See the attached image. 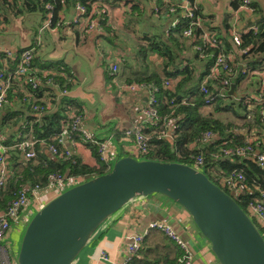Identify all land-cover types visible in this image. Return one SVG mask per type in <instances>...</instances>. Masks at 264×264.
<instances>
[{"label": "trees", "instance_id": "obj_1", "mask_svg": "<svg viewBox=\"0 0 264 264\" xmlns=\"http://www.w3.org/2000/svg\"><path fill=\"white\" fill-rule=\"evenodd\" d=\"M44 1L46 0H13L11 4H15L16 11L23 8L28 11L38 10L45 13L42 6ZM77 1L88 7L95 4L100 9L101 33L97 38H102V43L107 45L105 48L102 43H99L100 51L106 54L111 49L120 57V65L117 66L120 76L127 81H147L159 84L156 105L160 115L176 117L172 137L157 136L153 133L149 139V147L143 154H147V158L177 159L186 162L185 159L191 153H202L204 172L222 189L227 191L222 181L224 175L236 169L240 170L245 177L240 198L254 199L259 196L260 191H264V168L258 165L255 157L223 151V149L244 144L248 138L242 131L234 129V122L220 117L219 114L231 111L237 117L244 118L241 126L250 125L246 119L248 102L244 99L250 94L247 87L252 86V82H248L250 84L243 88L241 95L234 96L229 89L222 95L219 93V88L222 87L221 79L228 76V73L219 69L216 75L207 81L208 88L215 95L211 101L207 102L199 90V83L209 72L214 62V55L218 50L206 45L203 47V54H200L196 45H202L203 32L209 31L218 38L226 53H233L230 62L235 73L230 77V81L235 84L234 91L238 92L240 82L253 69H264V0L251 1V5L255 8L254 20H250L244 12L240 15L241 22L238 24V30L241 45L246 48L243 54L235 52L230 36L231 13L240 0H229V9L223 10L218 23H214L212 13H205L200 10L202 9L200 7L202 26H194L191 36L181 34V29L188 24V17L182 16L180 12L172 14L167 10L154 11L152 7L154 0H58L56 7L59 9L62 4L72 6ZM17 3L20 6L18 9ZM11 8L14 9V7ZM174 16L177 17L176 24L167 26L168 20ZM79 25L86 36L88 33L86 26ZM22 48L24 47L18 50ZM151 55L154 56L151 57ZM103 62L107 64L105 59ZM52 64L53 62L49 66ZM105 70L109 72L108 65L105 66ZM72 76L71 71L66 69L65 73L58 75L57 78L70 87L73 84ZM164 78L172 79L173 83L165 86L162 83ZM48 88L43 86L34 90L35 97L43 95ZM16 94L19 99L21 91ZM182 99H185V102H182ZM75 103L73 98L60 97L55 108L43 115L42 121L33 122L31 136L43 137L47 143L53 142L60 145L57 135L61 130L62 121L67 117L70 105ZM210 103H213V109L204 111L203 107ZM22 104L23 110L31 111L30 101ZM238 106L243 109V113L237 111ZM4 109L0 113V130L8 134L6 142H13L15 139L22 138L20 134L28 131L29 125L27 124L23 129L20 126L15 128L24 113L20 106H11L9 111ZM255 111L252 113L255 116L254 121L263 123L264 119L258 113L257 104ZM34 117L35 115H28L25 121L30 122ZM146 123L149 124V127H146L148 129L155 126L150 121L144 122ZM208 129L214 131L215 136L208 141L199 142L198 137ZM18 131L21 133L19 134ZM13 132H16L14 139ZM114 134L115 138L120 137L119 131H115ZM251 142L258 151L264 149V141L261 139H254ZM41 147L44 145H40ZM213 151L220 152L214 156ZM176 155L182 159L177 158ZM90 156L89 161L83 160L78 155H74V160H53L41 155L26 159L15 158L12 161L10 177L5 188L1 190L0 201L5 203L20 184L43 182L46 174L52 170L82 174L85 179H88L110 169L98 166L95 145L90 144ZM180 255L181 250L178 245L161 229L148 227L141 247L132 257V263L183 264L179 261Z\"/></svg>", "mask_w": 264, "mask_h": 264}, {"label": "built area", "instance_id": "obj_2", "mask_svg": "<svg viewBox=\"0 0 264 264\" xmlns=\"http://www.w3.org/2000/svg\"><path fill=\"white\" fill-rule=\"evenodd\" d=\"M12 1L13 0H0V3L9 4ZM251 1L252 0H240L231 13V43L236 49L235 52L239 54L246 52V48L241 45V36L238 30L240 15L242 12L247 15L255 13V8L251 5ZM58 3V0H46L43 2L42 6L45 11V22L39 26V31L46 28H56L62 25L75 23L86 26V29L89 31L101 29L99 23L100 9L95 4L88 7L80 1H77L75 3V16L66 19L61 16L60 10L57 9L56 5ZM153 10H167L172 14L180 12L182 16L188 17V24L181 29V34L183 36H191L193 34L194 26H202L201 15L199 14L196 0H156L153 4ZM176 22L177 17L174 16L168 20L167 26H174ZM206 45L215 47L218 50L214 55V62L210 67L209 72L199 83V90L203 93L206 101L209 102L215 95L207 86L208 79L215 76L219 69H223L228 73V76L221 79L222 87L219 88V93L223 95V93L229 89L231 83L230 77L235 73V69L232 68L230 62L233 58V53L230 52L232 57L229 52L226 53L223 50L222 44L218 41V38L209 31L203 32L202 45H196V49L200 54H203V47ZM18 49H4L0 60V110L5 107L6 103L17 98L16 93L21 91L19 99H17L21 102L30 101L31 112L34 113L35 117L30 122L24 120L20 123L19 126L22 129L28 124L29 130L22 134L18 131V133L22 135V138L15 139L13 142H6V134L0 132V198L1 190L5 188L6 182L12 172V161L19 157L26 159L37 156L39 145L46 142L43 137L31 136L30 133L33 129V122L42 121L43 115L55 108L56 102L60 100V97L71 98L69 87L57 78L61 73L60 67L38 69L33 62L34 47L25 46L20 50ZM242 66L244 65L242 64ZM116 69L117 65L113 63L110 66L109 72L114 74ZM254 72L259 75V84L253 93H250L249 95L245 94L247 96L244 100L247 101L248 104L253 100V104L255 106L256 104L258 105V113L264 119V69H254L253 73ZM170 80L171 79L169 78H164L162 83L165 86H169ZM117 85L120 91L136 92L144 90L146 92L145 102L141 110L145 120L155 124L152 133H146L141 124L133 128L128 126L120 128V139L126 142L132 141L129 148L122 149V146H117L118 142H116L115 131L111 132L110 135L106 137L99 138L93 133V131L87 129L82 123L84 117L82 109L79 104L75 103L73 105L71 104L68 108L67 117L62 121L61 130L57 135L60 145L53 142L45 143L51 154L60 156L62 160H74V155H77L76 149L80 143L89 148L91 144L96 146V153L99 162L98 166L110 168L112 165L111 162L120 156L119 151L123 152L126 149L134 152L146 151L149 147V139L153 133L157 136L172 137L176 117L160 115L156 105L157 93L160 88L159 84L147 81H121L117 82ZM43 86L49 87L48 90L45 91L43 95L35 97L34 90ZM182 102H185V99H182ZM214 136L215 132L208 129L201 133L198 137V141L205 142ZM223 151L255 157L258 165L264 168V149L258 151V149L252 145L250 138H248L242 145L229 147L223 149ZM219 152L220 151H213L212 154L217 156ZM188 159L195 163V165H193L194 167L204 171V159L202 153H191L188 156ZM244 179V174L240 170L232 169L224 175L222 181L227 186L228 193L236 199L239 205L243 209L246 207L249 210L248 213L244 209L247 214L251 218L252 216L258 218L261 225L264 227V191H260V195L254 199L240 198V195L243 192L242 183ZM84 180L85 176L82 174L52 170L46 174V178L43 182H35L26 185L20 184L13 195L7 199L5 203L0 201V264H17L15 256L10 255L9 248L4 243V240L10 231L13 221L19 218L20 214L26 209V206L31 199L35 202H39L42 196L52 191L59 193L67 187ZM42 204V202H39V206ZM148 227L161 229L178 245L181 250L179 261L183 264H194V254L191 247L175 227L167 222L155 220L151 221ZM258 229L261 232L259 227ZM146 230L143 232H131L125 235L124 254L119 261H115L113 264H133L132 257L141 247ZM262 234L264 237V233ZM99 256L106 258L105 251L102 250Z\"/></svg>", "mask_w": 264, "mask_h": 264}, {"label": "crops", "instance_id": "obj_3", "mask_svg": "<svg viewBox=\"0 0 264 264\" xmlns=\"http://www.w3.org/2000/svg\"><path fill=\"white\" fill-rule=\"evenodd\" d=\"M155 2L156 0L152 3V7ZM196 2L198 8H202L200 10L205 13H212L214 23L219 22L224 9H229V0H196ZM11 3H0V10L4 12V19L7 17L5 11L12 10V6L15 7V4ZM10 4L11 6H9ZM16 5L18 9L20 6L18 3ZM59 10L61 16L66 19L72 18L76 14L75 4L72 6L62 4ZM20 11L24 14V17L20 19L17 17L16 19L20 20L28 29H23L18 45L0 33V60L4 49L13 50L25 46H33V62L36 68L47 69L48 67H60V74L65 73L66 69L71 71L73 84L69 87V94L82 109L84 114L82 123L99 138L106 137L113 131H119L121 136L120 128L125 126L133 128L140 124L146 133H152L153 128L148 129L146 127H149V124H144L147 120H145L141 110L145 102L146 92L144 90L136 92L120 91L117 82L127 80L123 76H120L118 68L114 74L107 73L105 70L106 65H108L109 69L113 63L117 66L120 65L121 59L111 49L106 54L100 51L99 43H102V38H97V36L101 33V29L87 30L86 32L88 33L85 36L82 27L75 23L39 31V26L45 22L44 13L38 10L28 11L23 8ZM246 16L252 20V17L255 18V13L250 15L246 14ZM2 26V21L0 20V29ZM240 27H242V24H240ZM103 45L105 48L107 47V45ZM232 47L236 50L233 45ZM153 56L151 55V57ZM104 59L107 61V64L103 62ZM51 62L53 64L49 66ZM253 70L247 75V83L252 82V86L247 87L249 93H253L259 84V75L255 72L253 73ZM245 81L242 80L239 85L243 86V82ZM237 91L234 96L236 94H243L242 90L238 88ZM22 103L17 98H14L6 103L4 107V110L9 111L11 106H20L24 112L19 122L15 125V128L25 120L26 116L34 115L31 111L23 110ZM255 110L256 106L253 103L248 104L246 108V119L250 125L234 127V129L236 131H242L246 134V138H250L251 140L259 138L264 141V122L254 121L255 116L252 113ZM238 119L244 120L242 117H238ZM0 132L2 131L0 130ZM15 133L13 132V139L16 137ZM116 139V142H118L117 146H122V149L132 144L120 139V137H116ZM45 143L40 144L44 145V147L40 148L39 145L37 156L41 155L52 158L53 160L59 159L60 156H55L50 153ZM190 145L194 147L193 144ZM121 152L119 151L120 156L122 155ZM76 154L82 157L83 160H91L90 148L82 143L77 147ZM19 158L24 159L23 157ZM159 194L153 193L145 197L133 198L117 209L98 227L73 264H113L115 261H119L125 250V235L131 232L145 231L149 223L154 220L169 223L180 234L183 227L189 228L192 234L195 235L196 226L188 212L175 201L166 196L161 197ZM46 195L42 196L39 202H43ZM39 202L30 201L19 218L13 221L10 231L4 240L7 247H13L15 249L17 243L16 232L29 219V215L31 214L30 205L37 204L39 206ZM197 244L200 251L195 250L192 245H189L194 254V261L199 264H215L217 259L212 251V253H209L211 249L207 239L201 241L198 238ZM102 250L105 251L106 258L99 256ZM15 255L16 252H13L12 256Z\"/></svg>", "mask_w": 264, "mask_h": 264}, {"label": "water", "instance_id": "obj_4", "mask_svg": "<svg viewBox=\"0 0 264 264\" xmlns=\"http://www.w3.org/2000/svg\"><path fill=\"white\" fill-rule=\"evenodd\" d=\"M254 20V17H252ZM232 82L229 91L235 94ZM161 193L183 207L219 264H264V237L236 199L180 160L118 156L106 172L60 191L28 219L17 264H73L98 227L130 199Z\"/></svg>", "mask_w": 264, "mask_h": 264}, {"label": "rangeland", "instance_id": "obj_5", "mask_svg": "<svg viewBox=\"0 0 264 264\" xmlns=\"http://www.w3.org/2000/svg\"><path fill=\"white\" fill-rule=\"evenodd\" d=\"M183 1H186V0H183ZM14 7V6H12ZM15 8V7H14ZM3 13L2 10H0V20L2 21V27L0 29V33L1 35H3L4 37L6 38H9L11 40H13L14 42L17 43V45L19 44L20 42V36L22 34V31L23 29H28L27 27H25L22 22H20V20H17L16 18L18 17L19 19L20 18H23L24 17V14L21 13V11H16L14 9H9L7 11H5V14H6V18L4 19L3 17ZM113 15H115V12H113ZM247 79H248V76L246 78H244L243 80L245 82H243V86L239 85L238 86V89L239 90H242L243 91V88L250 84V83H247ZM173 83L172 80H170V85ZM250 87V85H248ZM250 103H253V102H250ZM249 103V104H250ZM254 105V104H253ZM236 106V105H235ZM213 109V103H210V104H207L203 107V110L204 111H207L209 109ZM237 108V107H236ZM237 111L240 112V113H243V109L242 108H237ZM220 114V117L222 118H225L226 120H230L232 122H234V127H240L241 124L243 123V119H238V117L233 114V112L229 111V112H221L219 113ZM129 144L132 143V141H128ZM130 146L128 145L126 148H129ZM145 152V151H144ZM144 152H134V151H131L129 149H126L125 151H123L121 154L122 155H125V154H132L133 156H135L136 158H147L148 155L147 154H143ZM121 155V156H122ZM177 158L179 159H182L181 157H179V155L177 156ZM175 158V157H174ZM177 160V159H175ZM114 161V160H113ZM113 161L111 162V164L113 163ZM185 161L191 165H195V163L190 160V159H185ZM211 177L212 175L209 174ZM92 177V176H91ZM90 178V177H89ZM213 178V177H212ZM224 183V182H223ZM227 187V186H226ZM227 192L228 191V188H227ZM58 192H51V193H48L46 195V197L43 199V202L42 203H45L48 199H50L51 197H53L54 195H56ZM161 197L165 196L163 194H159ZM145 196H148V195H145ZM143 195H140V196H136V197H145ZM134 197V198H136ZM133 199V198H132ZM131 200V199H130ZM31 201H33L31 199ZM40 206H38L37 204H32L30 205V209H31V214L29 215V218L33 215V213L39 208ZM244 209L249 213V210L244 207ZM251 215V214H250ZM252 219L254 220L255 224L260 228L261 232L264 233V227L261 225L260 221L258 220V218H256L255 216H252ZM28 221V220H27ZM27 222L25 224L22 225V227H20V229L16 232V235H17V243H16V246H15V249L13 247H8L9 248V253L10 255L12 256L13 255V252H16L17 253V250H18V246H19V242H20V238H21V235L24 231V228L26 226ZM180 226H181V223L179 222ZM194 226V225H193ZM195 227V226H194ZM195 235L192 234V232L190 231L189 228H185L183 227V229L181 230V235L182 237L188 242V244L191 246L194 247L195 250L197 251H200L199 250V246L197 244V239L200 238L201 241H204L206 238L200 234V232L195 228ZM198 237V238H197ZM209 253H212L211 250H209ZM194 264H199L197 263L196 261H194ZM215 264H219L218 261L215 262Z\"/></svg>", "mask_w": 264, "mask_h": 264}]
</instances>
